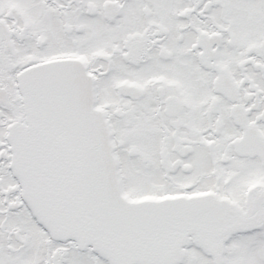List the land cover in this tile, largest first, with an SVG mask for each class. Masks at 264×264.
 Segmentation results:
<instances>
[{
	"label": "snow or ice",
	"instance_id": "6c2138e0",
	"mask_svg": "<svg viewBox=\"0 0 264 264\" xmlns=\"http://www.w3.org/2000/svg\"><path fill=\"white\" fill-rule=\"evenodd\" d=\"M0 264H264V0H0Z\"/></svg>",
	"mask_w": 264,
	"mask_h": 264
}]
</instances>
